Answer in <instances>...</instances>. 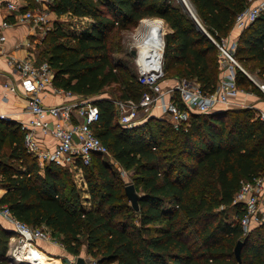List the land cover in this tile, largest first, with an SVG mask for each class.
I'll return each instance as SVG.
<instances>
[{
	"label": "trees",
	"instance_id": "trees-1",
	"mask_svg": "<svg viewBox=\"0 0 264 264\" xmlns=\"http://www.w3.org/2000/svg\"><path fill=\"white\" fill-rule=\"evenodd\" d=\"M190 3L202 27L174 0H55L51 6L59 16L91 20L77 34L56 23L43 39L41 57L54 70L56 87L95 99V133L111 159L94 154L83 167L85 201L92 203L87 210L71 169L51 163L41 173L20 124L0 118V187L6 189L0 204L21 221L47 228L71 255L86 248L95 264H240L235 248L243 241L241 264H264V222L246 233L243 204L234 203L242 181L264 174L259 114L249 108L192 113L187 129L156 117L134 128L119 123L114 100L139 101L146 88L136 73L114 63V48L119 51L124 32L143 19H162L171 29L164 54L170 78L195 81L204 92L217 88L224 67L216 42L229 36L250 1ZM234 55L264 83V13L241 32ZM236 81L241 90L264 95L238 67ZM113 84L118 97H101ZM120 168L135 174L138 210ZM13 236L0 222V264H13Z\"/></svg>",
	"mask_w": 264,
	"mask_h": 264
},
{
	"label": "built area",
	"instance_id": "built-area-1",
	"mask_svg": "<svg viewBox=\"0 0 264 264\" xmlns=\"http://www.w3.org/2000/svg\"><path fill=\"white\" fill-rule=\"evenodd\" d=\"M0 1H6V8L16 11L17 17L14 22L6 18L0 23V47L7 39L5 30L14 23L32 24L43 38L55 25V20L53 21L51 16L54 13L51 6L55 0H36L42 7L25 11H22L25 6L23 0ZM249 1V5L236 18L235 26L242 31L264 13V0ZM190 9L200 26L201 23L191 6ZM153 23L154 21L147 22L144 25L147 30L137 46L135 58L138 81L146 90L139 101L114 100L122 126L134 128L149 118L156 117L168 120L176 129H187L191 123L192 113L217 112L219 106L231 105L233 98L245 92L237 85L236 68L242 69L250 79L253 77L235 58L238 39L229 41L228 37L221 43L216 42L222 55L224 70L215 91L204 92L199 83L187 78H175L177 83L173 86L164 85L165 31L162 28L155 33L156 36H150V26ZM145 40H148L146 47L143 46ZM8 63L19 74L24 93L30 98L28 108L32 118L19 124L25 132L27 151L37 157L41 173L45 166L51 163L82 171L83 167L91 163L94 154L109 155V149L95 133V126L100 120V109L95 104V99L75 95L56 87L53 84L54 70L47 61L36 64L29 57L22 59L10 57ZM257 85L264 92V83L260 81ZM4 88L10 92L16 91V86L12 82L5 84ZM48 89L63 93L68 100L58 105L44 104L42 94ZM156 109H159L160 115L154 114ZM259 116L264 121V111H259ZM0 118L11 120V117L5 114L0 115ZM38 130L54 139L55 145L52 148L45 147L40 142ZM234 203L243 204L245 213L240 221L246 233L253 224L264 222V174L242 181ZM0 217L17 235L11 238V243L15 244L12 247L10 244L9 249V258L13 264H29L22 252L27 245H35L38 239L51 241L47 228L34 227L21 221L7 205L0 204Z\"/></svg>",
	"mask_w": 264,
	"mask_h": 264
},
{
	"label": "crops",
	"instance_id": "crops-1",
	"mask_svg": "<svg viewBox=\"0 0 264 264\" xmlns=\"http://www.w3.org/2000/svg\"><path fill=\"white\" fill-rule=\"evenodd\" d=\"M5 2L6 1H0V23L6 18H8L9 21L14 22L17 18L16 11L7 9ZM23 2V5L25 6L22 8V11L41 6L36 0H23ZM51 16L52 20H55V22H57L56 20H61L63 17V15L59 16L55 12ZM150 19L152 18L141 20L139 27L144 26ZM154 20L161 21L165 34L171 31L164 20L158 18ZM241 32L242 30L235 26L228 36L229 41L239 39ZM5 34L7 35V39L0 47V115L5 114L10 116L11 120L20 123L32 118L28 108L30 98L25 95L19 74L9 65L8 59L10 57L18 59L29 57L32 58L36 64L45 62V60H41V46L43 45V40L40 33L30 23H14L11 27H8L5 30ZM9 82H12L16 86L15 92L5 90L4 86ZM253 94L254 93L251 91L242 92L236 98H233V105L239 104V102H251V105L255 103L259 111H264V102H255L256 100H254L255 98ZM42 95L44 104L46 105H58L68 100L66 95L63 93H56L52 89L46 90ZM248 104L250 105V103ZM229 107L230 106H219L217 112L227 110ZM154 114L160 115L159 109H156ZM37 136L45 147L52 148L55 145L54 139L51 136L44 135L42 131L38 130ZM5 192L6 189L0 188V199ZM0 221L2 225L11 229L10 225L2 217H0ZM254 226H256V224L252 227Z\"/></svg>",
	"mask_w": 264,
	"mask_h": 264
},
{
	"label": "rangeland",
	"instance_id": "rangeland-1",
	"mask_svg": "<svg viewBox=\"0 0 264 264\" xmlns=\"http://www.w3.org/2000/svg\"><path fill=\"white\" fill-rule=\"evenodd\" d=\"M174 1L177 3H178V1H180L182 3V5L185 6V8L189 12V14L193 17V15L191 13V9H190V6L192 5L190 3V0H174ZM40 7H42V5ZM191 8H192V6H191ZM192 10H193V8H192ZM56 21L57 22H55V24L56 23H64L65 29L69 33H72V34L80 33L86 26H88L91 23V20L89 18H85L84 20H80V19H76V17H73L70 14H64L61 20H56ZM139 26H140V23L135 28H131L130 30L124 32L123 40L121 41V45H120V50L117 51V49H118V45H117L114 48V53H113L114 63L117 64L118 67H122L124 70L133 72L134 74L135 73L137 74V72H136L137 71V64H136V60L131 56L130 50L135 49L137 51V46H138L141 38L143 37V35H145L144 33L147 30L146 26H143V27H139ZM41 38L43 40V37H41ZM41 47H42L41 49L44 48V43ZM128 52H129V54H128ZM41 60H42V57H41ZM222 66H223V63H222ZM168 75H170V74L167 71H165L164 84H166V86L175 85L177 83L176 79L170 78V76H168ZM252 77H253V79H251V80L253 81L254 84L257 85V83L260 82V80L257 77H255L254 75H252ZM118 89H119L118 84H113L111 86H108L106 89V92L103 93L101 95V97H108L111 99H115L116 97H118V95L120 93ZM242 90H244V89H242ZM244 91H248V90H244ZM249 91H251V92L253 91V93H254L253 95H254L255 99L253 97H251V98L256 100L255 102H257V101L258 102H264V95L261 92H257V91L251 90V89ZM248 103H250V105ZM233 104H234V102L231 105H229L230 107L227 109V111H237L239 109L249 108V109H253L254 113H256V115L259 114V109L255 105V103L254 104L252 103L253 105H251V102H239V104H236V105H233ZM107 157L109 159H111L110 154L107 155ZM71 171H72V178H73L74 182L77 184L78 188L82 191V194H83L82 196H83V200H84L83 205L88 210L92 207V203L89 201H85V200H87V198L90 197L89 192L87 191L88 185H87V179L85 177V173L83 172V170L79 171V170L72 169ZM120 175H121L123 182L125 184L132 183V181L135 177V174H133L130 171H126L122 168H120ZM50 235H51V233H50ZM15 236H17V235H15ZM42 242H45V243H42ZM14 244L15 243L12 242L11 247ZM33 246L38 248L39 250H41V252H43L44 255L53 258L54 259V261H52L53 264L58 263L59 260H60L59 264H75L76 259L79 256L84 257L87 264H95V261H96V258L92 257L87 252L86 248H83L81 250L80 254L77 256L69 254L65 250V247L62 245V243L59 242L57 239H54L52 236H51V241L46 242V241L38 239V240H36L35 245H33Z\"/></svg>",
	"mask_w": 264,
	"mask_h": 264
},
{
	"label": "bare ground",
	"instance_id": "bare-ground-1",
	"mask_svg": "<svg viewBox=\"0 0 264 264\" xmlns=\"http://www.w3.org/2000/svg\"><path fill=\"white\" fill-rule=\"evenodd\" d=\"M154 21L153 24L150 26V36L155 35V33L158 32L159 29L163 28V24L161 23L160 20H154L150 19L148 22ZM157 35V34H156ZM155 35V36H156ZM146 39V38H145ZM151 38H149V42ZM148 43V40H145L143 43V46L146 47ZM23 256L27 258V261L29 264H53L52 261H54L53 258L48 257L41 252L38 248L32 246V245H27L22 249Z\"/></svg>",
	"mask_w": 264,
	"mask_h": 264
},
{
	"label": "water",
	"instance_id": "water-1",
	"mask_svg": "<svg viewBox=\"0 0 264 264\" xmlns=\"http://www.w3.org/2000/svg\"><path fill=\"white\" fill-rule=\"evenodd\" d=\"M130 54L133 58L137 57V51L135 49H131ZM125 190H126V194L128 196V199L131 201L134 209L138 210L139 209L140 195L137 192L135 185L133 183L127 184L125 187ZM242 246H243V241H239L236 245V248H235L236 258L240 264L242 263V257H241ZM75 264H87V262L85 261L84 257L79 256V257H77Z\"/></svg>",
	"mask_w": 264,
	"mask_h": 264
}]
</instances>
